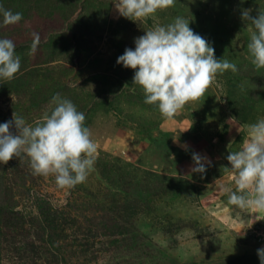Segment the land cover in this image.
I'll return each mask as SVG.
<instances>
[{"label": "rangeland", "instance_id": "1", "mask_svg": "<svg viewBox=\"0 0 264 264\" xmlns=\"http://www.w3.org/2000/svg\"><path fill=\"white\" fill-rule=\"evenodd\" d=\"M115 2L0 0L23 15L0 27L21 58L15 78L0 80V124L15 112L34 126L59 94L85 114L97 147L86 181L71 189L33 175L27 160L0 163V206L18 213L1 214L0 264H260L264 213L228 204L235 183L226 157L247 138L245 126L264 118V69L251 63L241 19L264 0H175L135 22ZM176 17L238 70L218 74L199 101L164 120L117 59ZM33 32L40 44L28 55ZM194 154L204 173L193 171Z\"/></svg>", "mask_w": 264, "mask_h": 264}, {"label": "clouds", "instance_id": "2", "mask_svg": "<svg viewBox=\"0 0 264 264\" xmlns=\"http://www.w3.org/2000/svg\"><path fill=\"white\" fill-rule=\"evenodd\" d=\"M114 4L120 16L135 22L174 6L175 0H117ZM0 16V27L23 19L22 13L2 6ZM241 19L251 32L247 45L251 63L256 70L264 69V10L258 9L253 16L252 9H242ZM189 25L185 18L176 17L166 26H156L135 39L134 50L126 49L117 59L134 71L133 85L142 89L144 103L154 106L164 120L173 118L186 104L199 101L218 74L238 70L235 63L217 59L215 49ZM32 36L28 55H34L40 44L39 34L33 32ZM15 49L12 40L0 39V80L11 81L20 71L21 58ZM51 103L55 105L51 113L34 126L15 112L11 121L0 124V163L27 160L33 175L52 176L59 189H71L86 181L97 147L85 126V114L71 100L56 94ZM245 127L247 138L240 149L231 151L232 143L228 145L226 159L231 167L227 169L235 183L228 204L264 213V118ZM193 160V171L204 173L202 159L194 154ZM257 255L264 264V248Z\"/></svg>", "mask_w": 264, "mask_h": 264}, {"label": "trees", "instance_id": "3", "mask_svg": "<svg viewBox=\"0 0 264 264\" xmlns=\"http://www.w3.org/2000/svg\"><path fill=\"white\" fill-rule=\"evenodd\" d=\"M0 192H1V190H0ZM0 205H1V202H0ZM2 208H4L5 209V211L2 209ZM13 208V205H10V206H8V207H3V206H0V235H1V233H2V230H3V228L5 227L4 226V224L6 225L7 224V221L3 218V220H1L2 219V215H4V217L6 216H8V214H9V212H10V210ZM11 214H12V216H13V218H14V220H15V218H17V212H10ZM2 214V215H1ZM17 220V219H16ZM4 222V223H3ZM42 230L45 232V230H46V228H42Z\"/></svg>", "mask_w": 264, "mask_h": 264}]
</instances>
